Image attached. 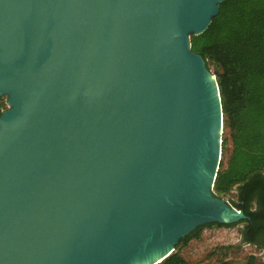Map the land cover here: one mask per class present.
<instances>
[{
  "label": "water",
  "instance_id": "95a60500",
  "mask_svg": "<svg viewBox=\"0 0 264 264\" xmlns=\"http://www.w3.org/2000/svg\"><path fill=\"white\" fill-rule=\"evenodd\" d=\"M222 2L0 0V264H159L249 220L212 192L221 99L190 42Z\"/></svg>",
  "mask_w": 264,
  "mask_h": 264
},
{
  "label": "trees",
  "instance_id": "16d2710c",
  "mask_svg": "<svg viewBox=\"0 0 264 264\" xmlns=\"http://www.w3.org/2000/svg\"><path fill=\"white\" fill-rule=\"evenodd\" d=\"M190 42L207 69H214L223 116L221 150L231 146L225 165L219 162L212 192L222 198L234 191L229 203L249 217L240 222L243 241L264 250V0H223L208 28ZM212 226L233 224L198 227L176 247ZM254 261L249 257L246 264ZM159 264L187 263L172 253Z\"/></svg>",
  "mask_w": 264,
  "mask_h": 264
},
{
  "label": "rangeland",
  "instance_id": "374dc122",
  "mask_svg": "<svg viewBox=\"0 0 264 264\" xmlns=\"http://www.w3.org/2000/svg\"><path fill=\"white\" fill-rule=\"evenodd\" d=\"M210 71L214 74L213 67ZM4 98L0 99L2 109H5ZM223 128L221 139L223 137ZM231 151L228 143L221 150V162L225 165ZM213 190V189H212ZM222 199L229 202L234 199V191ZM244 223H236L230 227H206L200 231L198 238L190 239L184 245L174 248L187 264H246L249 257L255 259L254 264H264V250L254 245L245 243L242 239L241 230Z\"/></svg>",
  "mask_w": 264,
  "mask_h": 264
},
{
  "label": "bare ground",
  "instance_id": "6f19581e",
  "mask_svg": "<svg viewBox=\"0 0 264 264\" xmlns=\"http://www.w3.org/2000/svg\"><path fill=\"white\" fill-rule=\"evenodd\" d=\"M222 128H223V124H222L221 130H220V135H221V133H222Z\"/></svg>",
  "mask_w": 264,
  "mask_h": 264
}]
</instances>
